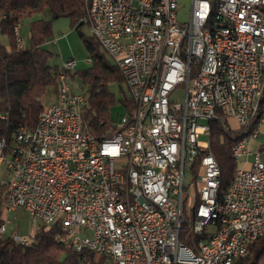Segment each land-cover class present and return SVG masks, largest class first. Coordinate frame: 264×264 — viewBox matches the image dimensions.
Returning <instances> with one entry per match:
<instances>
[{"label": "built area", "instance_id": "1", "mask_svg": "<svg viewBox=\"0 0 264 264\" xmlns=\"http://www.w3.org/2000/svg\"><path fill=\"white\" fill-rule=\"evenodd\" d=\"M210 3L191 0L188 20L180 21L178 0H89L84 21L123 75L132 107L93 133L83 117L86 92L70 78L76 61L65 60L54 101L34 128L21 126L9 146L0 140L4 213L23 209L33 221L58 224L56 239L70 245L79 264H87V253L107 264H235L249 254L264 234V142L252 146L264 134V0H223L221 49L207 45ZM20 29L18 21L13 31L22 48ZM155 76L163 83L158 100H150ZM214 119L225 129L234 120L235 129L250 130L249 139L231 146L236 168L221 196L217 160L209 141L199 139ZM22 133L29 142H21ZM154 203L166 206L167 221ZM9 222L3 216L0 234ZM180 230L197 236L199 251ZM9 236L22 245L34 237L17 226Z\"/></svg>", "mask_w": 264, "mask_h": 264}, {"label": "trees", "instance_id": "2", "mask_svg": "<svg viewBox=\"0 0 264 264\" xmlns=\"http://www.w3.org/2000/svg\"><path fill=\"white\" fill-rule=\"evenodd\" d=\"M89 0H0V35H5L8 43L0 40V140L9 146L14 135L22 126L26 130L34 128L37 117L44 107L42 96L52 87L56 90L57 64L51 62V52L45 47L51 35L52 21L68 17L71 25L79 29L86 25ZM48 13V18H35L29 22L28 47H18L13 31L14 25L35 13ZM84 43L92 59V65L79 72L82 89L86 92L87 103L83 117L90 130L99 134L102 125L110 122L109 108L115 103L114 93L109 85L112 82H125L114 62L110 61L93 37H84ZM72 76L73 73H71ZM84 83V84H83ZM84 85V86H83ZM121 102L131 109L132 99L124 95ZM209 143L219 170L218 195L228 188L236 162L231 155V146L248 130L227 128L220 119L209 122ZM196 167V165H194ZM195 181V177L192 181ZM197 185V183H196ZM196 186L193 189L195 192ZM6 189L0 184V223L3 220V202ZM61 232L56 223H41L28 245L15 242L10 236L0 234V264H79V257L66 242L56 239ZM179 236L193 248L197 236L192 233ZM87 264H107L104 256L87 253ZM264 260V234L250 245L249 254L236 260L235 264H259Z\"/></svg>", "mask_w": 264, "mask_h": 264}, {"label": "rangeland", "instance_id": "3", "mask_svg": "<svg viewBox=\"0 0 264 264\" xmlns=\"http://www.w3.org/2000/svg\"><path fill=\"white\" fill-rule=\"evenodd\" d=\"M191 0H178V9H177V17L178 20H188L189 11H190ZM48 13H35L30 17H26L21 21V29L20 34L22 37H25V45L24 47H28L30 45L29 37V22L35 18H48ZM91 33L87 25H82L79 29H75L70 22L68 17H59L52 21L51 24V35L45 42V47L51 52V62L52 64H57L59 68H63V63L68 58H73L76 61V66L74 67L73 73L74 76L70 74L71 81L75 87H78L80 90L82 89V82L79 76V72L85 70L86 68L92 65V61L90 63L87 62V58L91 57L87 47L84 43V37H90ZM0 40L3 43H8V40L5 35H0ZM55 40V41H53ZM107 58L113 62L111 56L106 53ZM84 84V83H83ZM84 86V85H83ZM110 90L114 93L115 103L109 108V117L111 120H116L119 116L124 112L123 104L121 102V98L124 95L129 96V89L127 84L122 81L112 82L109 85ZM182 89L179 87L177 91L173 94V98L176 100L182 99ZM55 98V90L50 87L46 90V92L42 96V103L44 106L52 103ZM129 107V106H127ZM126 107V108H127ZM132 107V104H131ZM199 122H204L200 120ZM231 127L236 128V123L234 120H229ZM201 140H208L207 134H202L199 136ZM253 141L264 142V134L260 133L257 137L254 138ZM250 157H248L249 159ZM190 174L186 171L184 175L185 183H192L193 189L196 186V181H191ZM192 199L189 200V211L187 213V218L191 220L193 217V212L190 207L192 204ZM4 217H6L10 222L7 223V230L2 235L9 236L10 229L13 226H17L19 233L25 235H33L36 229L39 227L41 222L33 221L28 214L23 209H17L14 211H9L4 213ZM210 231H214L215 227L213 225L209 226ZM95 255V254H94ZM98 256V255H95Z\"/></svg>", "mask_w": 264, "mask_h": 264}, {"label": "bare ground", "instance_id": "4", "mask_svg": "<svg viewBox=\"0 0 264 264\" xmlns=\"http://www.w3.org/2000/svg\"><path fill=\"white\" fill-rule=\"evenodd\" d=\"M223 0H211L207 10V18L210 23L207 27V45L214 49H221V41L218 38V16L221 12ZM170 50V43H163L161 45V52H168ZM215 77H223V70H215ZM163 76H155L152 86H150V100H158L160 95V88L162 87ZM209 141V131H208ZM250 137V130L239 137L237 141H245ZM21 142H29V133H22ZM220 176V172H219ZM135 182H143V175H135ZM154 211L158 215L160 221H167L166 206L163 203H154ZM215 223H222V213H215ZM196 247H192V251H199V241L195 243Z\"/></svg>", "mask_w": 264, "mask_h": 264}, {"label": "crops", "instance_id": "5", "mask_svg": "<svg viewBox=\"0 0 264 264\" xmlns=\"http://www.w3.org/2000/svg\"><path fill=\"white\" fill-rule=\"evenodd\" d=\"M259 142H260V141H254V142L252 143V146H254V148H255Z\"/></svg>", "mask_w": 264, "mask_h": 264}]
</instances>
